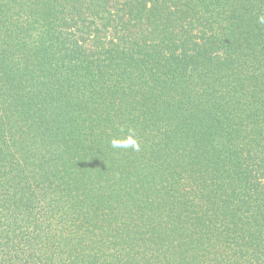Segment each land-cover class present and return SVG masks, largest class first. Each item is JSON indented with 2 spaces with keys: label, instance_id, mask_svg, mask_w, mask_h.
<instances>
[{
  "label": "trees",
  "instance_id": "1",
  "mask_svg": "<svg viewBox=\"0 0 264 264\" xmlns=\"http://www.w3.org/2000/svg\"><path fill=\"white\" fill-rule=\"evenodd\" d=\"M0 264H264V0H0Z\"/></svg>",
  "mask_w": 264,
  "mask_h": 264
},
{
  "label": "clouds",
  "instance_id": "2",
  "mask_svg": "<svg viewBox=\"0 0 264 264\" xmlns=\"http://www.w3.org/2000/svg\"><path fill=\"white\" fill-rule=\"evenodd\" d=\"M129 145L133 146L136 150H139V146L135 143V141L129 140L124 143L117 141V140L112 141L113 147H128Z\"/></svg>",
  "mask_w": 264,
  "mask_h": 264
},
{
  "label": "rangeland",
  "instance_id": "3",
  "mask_svg": "<svg viewBox=\"0 0 264 264\" xmlns=\"http://www.w3.org/2000/svg\"><path fill=\"white\" fill-rule=\"evenodd\" d=\"M113 1V0H112Z\"/></svg>",
  "mask_w": 264,
  "mask_h": 264
}]
</instances>
